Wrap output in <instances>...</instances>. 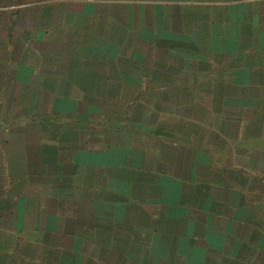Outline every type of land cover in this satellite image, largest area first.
Returning <instances> with one entry per match:
<instances>
[{
    "label": "crops",
    "instance_id": "crops-1",
    "mask_svg": "<svg viewBox=\"0 0 264 264\" xmlns=\"http://www.w3.org/2000/svg\"><path fill=\"white\" fill-rule=\"evenodd\" d=\"M83 1L0 0V264H264V0Z\"/></svg>",
    "mask_w": 264,
    "mask_h": 264
},
{
    "label": "rangeland",
    "instance_id": "rangeland-1",
    "mask_svg": "<svg viewBox=\"0 0 264 264\" xmlns=\"http://www.w3.org/2000/svg\"><path fill=\"white\" fill-rule=\"evenodd\" d=\"M64 2V3H60V2ZM35 2V4L33 5V3ZM42 2V3H41ZM85 2L88 1H83V0H7V5L9 6V9L7 11V14L5 16H3L2 18H7L8 21V34L9 36H12V38L17 34H21L19 29H23V27H15L13 24V19L15 18H26L28 20L33 19L34 17L39 15V11H32L33 6L34 7H38L41 8V12L43 8H45V6H49V5H56V6H83V4H86ZM142 5V3L140 2H136L134 5ZM147 6H151V5H147ZM26 29V28H25ZM18 30V31H17ZM25 34V33H23ZM12 41V40H11ZM13 49H10L9 47V56L12 52H15V48L12 47ZM13 50V51H12ZM11 60H13V62L15 61V56L13 57V59L11 58ZM9 62L10 59H9ZM9 67H11V64L9 65Z\"/></svg>",
    "mask_w": 264,
    "mask_h": 264
}]
</instances>
